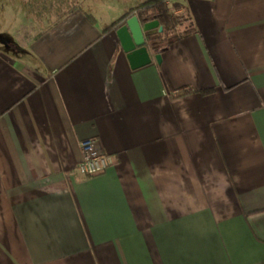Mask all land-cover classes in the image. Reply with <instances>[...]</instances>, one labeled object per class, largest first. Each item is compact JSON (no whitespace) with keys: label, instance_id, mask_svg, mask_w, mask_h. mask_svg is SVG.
Wrapping results in <instances>:
<instances>
[{"label":"crops","instance_id":"obj_1","mask_svg":"<svg viewBox=\"0 0 264 264\" xmlns=\"http://www.w3.org/2000/svg\"><path fill=\"white\" fill-rule=\"evenodd\" d=\"M146 1L0 34V264H264V0H166L183 22L134 70L105 30Z\"/></svg>","mask_w":264,"mask_h":264},{"label":"rangeland","instance_id":"obj_2","mask_svg":"<svg viewBox=\"0 0 264 264\" xmlns=\"http://www.w3.org/2000/svg\"><path fill=\"white\" fill-rule=\"evenodd\" d=\"M9 1V0H7ZM13 3H16V6H7L1 5L0 9L6 10L11 9L13 16H0V34L4 35V38L7 36L16 35V38L24 43L25 40L29 39L33 34L37 32L41 27H47L49 24L64 18L66 15L70 14L73 10L78 8H89L92 5V2L99 3L97 10L103 15L101 18L105 19L108 14V6H103V3H107L108 0H10ZM121 1V0H120ZM128 2V0H123ZM136 1V0H135ZM1 3V2H0ZM24 4V5H22ZM7 6V7H6ZM30 10L32 19H35L33 22H23V12L22 8ZM90 6V7H89ZM103 6V7H101ZM22 12V14H21ZM106 13V14H105ZM98 14V13H97ZM100 15V16H101ZM99 16V15H98ZM42 17L47 19L51 18V21H41ZM8 38V37H7ZM29 41H26L25 44H29Z\"/></svg>","mask_w":264,"mask_h":264},{"label":"water","instance_id":"obj_3","mask_svg":"<svg viewBox=\"0 0 264 264\" xmlns=\"http://www.w3.org/2000/svg\"><path fill=\"white\" fill-rule=\"evenodd\" d=\"M163 26L156 19L133 15L116 30V35L132 69L148 66L155 59L161 63L162 49L158 50L151 37L162 34Z\"/></svg>","mask_w":264,"mask_h":264},{"label":"trees","instance_id":"obj_4","mask_svg":"<svg viewBox=\"0 0 264 264\" xmlns=\"http://www.w3.org/2000/svg\"><path fill=\"white\" fill-rule=\"evenodd\" d=\"M134 13L144 19L146 18L150 20H158L160 22V25L164 28L161 37L174 31L183 22L180 17H176L170 12L168 6L166 5V0H147L146 2L140 4L139 6L131 9L126 14H124L120 19L110 25L105 30V32L118 29L121 24L126 19L131 17ZM150 40L155 43L158 49L161 44L165 43L164 40L160 39V35L153 36L150 38Z\"/></svg>","mask_w":264,"mask_h":264},{"label":"built area","instance_id":"obj_5","mask_svg":"<svg viewBox=\"0 0 264 264\" xmlns=\"http://www.w3.org/2000/svg\"><path fill=\"white\" fill-rule=\"evenodd\" d=\"M81 160L77 170L84 177H95L102 175L113 165L111 157L105 155L98 142L94 139L82 141L80 144Z\"/></svg>","mask_w":264,"mask_h":264}]
</instances>
